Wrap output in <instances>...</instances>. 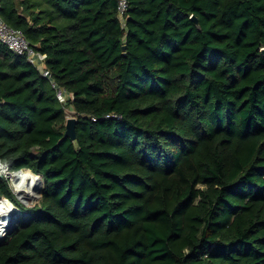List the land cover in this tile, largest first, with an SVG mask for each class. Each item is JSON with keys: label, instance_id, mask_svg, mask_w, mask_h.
<instances>
[{"label": "trees", "instance_id": "obj_1", "mask_svg": "<svg viewBox=\"0 0 264 264\" xmlns=\"http://www.w3.org/2000/svg\"><path fill=\"white\" fill-rule=\"evenodd\" d=\"M1 2L74 97L0 41V264H264V0Z\"/></svg>", "mask_w": 264, "mask_h": 264}, {"label": "built area", "instance_id": "obj_2", "mask_svg": "<svg viewBox=\"0 0 264 264\" xmlns=\"http://www.w3.org/2000/svg\"><path fill=\"white\" fill-rule=\"evenodd\" d=\"M2 0H0V7L2 5ZM117 6L119 10V18L125 26L126 22V13L129 7V0H117ZM0 41L5 44L10 50L15 52L16 54L23 55L26 57L27 61H29L31 64H33L36 68L39 69V71L42 73L43 76L48 78L55 91L56 96L59 99V101L63 104H66L70 99L74 97L73 93L68 91L65 87L59 85L57 81L53 78V75L49 68L46 67V59L47 54L45 52H42L40 50H37L34 48L32 43L29 41V39L26 37L25 33L21 29H17L12 27L9 23H7L1 16H0ZM96 120V118H94ZM26 170V169H11L9 164L2 159H0V176L3 178H6L10 186L15 194L19 193V196L21 199H34V197L31 196L33 194V189H31V192H19L17 190V185L21 180L18 178V173ZM40 175V174H38ZM44 182V180H43ZM3 199H8L5 196L0 195V202H2ZM12 203L18 208V211L10 210L8 213H13L14 215V223H13V217H10L7 215V212H1L0 211V219L7 218L6 223H3V225L8 226L7 228L1 227L0 225V241L5 239L7 234L12 230V227H15V215L19 214V217L21 216V210L20 208L12 201ZM0 205V209H2Z\"/></svg>", "mask_w": 264, "mask_h": 264}, {"label": "bare ground", "instance_id": "obj_3", "mask_svg": "<svg viewBox=\"0 0 264 264\" xmlns=\"http://www.w3.org/2000/svg\"><path fill=\"white\" fill-rule=\"evenodd\" d=\"M18 178L19 180H21V182L18 183L17 185V190H19V192H31V189H33V194H31L32 197L37 198L39 191L41 190V182H42V178L39 175H37V173H33L32 171L26 172L25 174H23V172H19L18 173ZM35 178L37 179V182H39L38 185H36L35 183ZM1 207H3L2 209H0L1 212L6 211L7 215L12 217L13 213H8L10 212V210L13 211H17L16 208H14V204L10 203V201L8 199H3L2 202H0ZM6 216V214H5ZM2 218L0 219V225H2L1 227L7 228L8 226L3 225V223H6L7 218ZM14 223V222H13Z\"/></svg>", "mask_w": 264, "mask_h": 264}, {"label": "rangeland", "instance_id": "obj_4", "mask_svg": "<svg viewBox=\"0 0 264 264\" xmlns=\"http://www.w3.org/2000/svg\"><path fill=\"white\" fill-rule=\"evenodd\" d=\"M72 115H74V112L71 111V109H67V117H71ZM30 170L26 169V170H23V174H25L26 172H29ZM38 175V174H37ZM40 177H42L41 175H39ZM36 183V185L39 184V182H37V179L35 178L34 180ZM44 186V182H43V178H42V182H41V190L39 191V194H38V197L37 198H34V199H26V200H23L20 198L19 196V193H16L15 192V195L17 197V199L20 201L21 204V216L19 217V214L18 215H15V225L18 224V222L20 223H24L26 220H28L31 215L33 214L32 211L30 210V207H34L35 205H38L41 201V191H42V188ZM13 217V222H14V215L12 216Z\"/></svg>", "mask_w": 264, "mask_h": 264}, {"label": "water", "instance_id": "obj_5", "mask_svg": "<svg viewBox=\"0 0 264 264\" xmlns=\"http://www.w3.org/2000/svg\"><path fill=\"white\" fill-rule=\"evenodd\" d=\"M192 18L195 20L198 27L200 28L201 26H200V23H199V20L197 19V17L192 15ZM124 48H125V46H124ZM262 51L264 53V48L262 49ZM76 125H77V118L76 117H69L67 119L65 135L69 136L72 140H76V138H77ZM9 201H10V203H12V201L10 199H9ZM14 208H16L18 211V208L16 206H14Z\"/></svg>", "mask_w": 264, "mask_h": 264}]
</instances>
